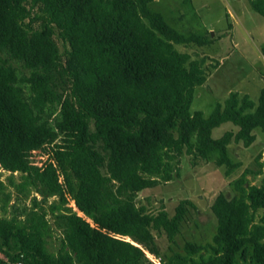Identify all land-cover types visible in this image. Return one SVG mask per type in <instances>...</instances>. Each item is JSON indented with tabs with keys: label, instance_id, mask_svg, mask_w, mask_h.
I'll list each match as a JSON object with an SVG mask.
<instances>
[{
	"label": "trees",
	"instance_id": "16d2710c",
	"mask_svg": "<svg viewBox=\"0 0 264 264\" xmlns=\"http://www.w3.org/2000/svg\"><path fill=\"white\" fill-rule=\"evenodd\" d=\"M151 2L0 0V167L20 174L9 184L20 201L33 194L39 207L23 220L0 217V264H71L48 247V215L82 264H149L146 252L159 255L152 232L173 243L194 205L181 201L173 216L147 214L135 206L136 193L172 180L183 153L195 160L216 154V165L231 174L239 166L228 155L232 133L212 137L222 124L238 127L234 139L244 146L253 129L264 131V90L257 104L231 93L207 118L190 113L205 69L175 45L203 42L170 27ZM250 6L264 18V0ZM50 122L77 132V144L56 153L70 158L68 168L38 170L26 151L50 136ZM234 189L237 195L219 194L211 205L212 242H186L160 264H264V184L243 176Z\"/></svg>",
	"mask_w": 264,
	"mask_h": 264
},
{
	"label": "rangeland",
	"instance_id": "374dc122",
	"mask_svg": "<svg viewBox=\"0 0 264 264\" xmlns=\"http://www.w3.org/2000/svg\"><path fill=\"white\" fill-rule=\"evenodd\" d=\"M150 7L180 34L196 36L203 42L175 45L179 52L188 55L189 61H196L205 69L206 80L194 89L190 113L200 111L207 118L215 104L223 103L231 93H236L239 98L247 96L257 104L264 90V56L261 53L264 18L252 10L250 0H152ZM38 23L32 25L36 27ZM54 40L63 52V43L56 36ZM226 132L232 133L227 148L229 158L239 164L231 174L226 175L225 168L216 165V154H210L205 160H195L183 153L178 158V170L172 180L159 182L134 196L135 206L142 207L144 212L152 215L165 210L169 216H173L178 204L184 200L194 205V208L188 207L173 243L168 242L163 234L152 232L159 255L146 252L149 264H160L173 252L182 251L186 242L196 245L211 243L217 224L211 205L219 194L227 198L237 195L235 181L244 176L251 185L264 184V131L253 129L255 139L249 146L234 139L238 127L231 123L215 128L212 137L220 138ZM64 134L66 138L60 139L68 143L63 144L62 148L72 153L77 143L73 146L71 135ZM19 176L18 172L0 167L1 218L23 220L30 209H39L31 201L33 194L20 201L22 196L9 184V178L18 180ZM36 200L42 202L40 196H36ZM51 200L48 199L49 202ZM69 202L71 208L76 209L74 203ZM47 219L52 229L51 238L48 239L49 249L59 251L71 260V264H82L74 242L54 224L51 215ZM122 238L131 241L130 238ZM0 258L5 260L2 254Z\"/></svg>",
	"mask_w": 264,
	"mask_h": 264
},
{
	"label": "built area",
	"instance_id": "2783aa9c",
	"mask_svg": "<svg viewBox=\"0 0 264 264\" xmlns=\"http://www.w3.org/2000/svg\"><path fill=\"white\" fill-rule=\"evenodd\" d=\"M49 126L52 128V133L48 138H46L43 142L40 143L39 148L26 151L29 165L39 170L45 167L46 165L51 164L56 170H58V163L61 162L64 164L65 167L68 168L70 166V158L59 159L57 158L56 153L70 152L69 150L62 148L63 144L68 143L67 140L60 139L66 138L63 136L65 135L64 133L71 135V139H73V146H75L77 141V133L75 131L63 130L59 124H56L54 122H50ZM56 128L59 131L58 133H55ZM59 179L61 181L60 176ZM16 264L21 263L18 262Z\"/></svg>",
	"mask_w": 264,
	"mask_h": 264
},
{
	"label": "water",
	"instance_id": "95a60500",
	"mask_svg": "<svg viewBox=\"0 0 264 264\" xmlns=\"http://www.w3.org/2000/svg\"><path fill=\"white\" fill-rule=\"evenodd\" d=\"M75 211H77L76 209H74Z\"/></svg>",
	"mask_w": 264,
	"mask_h": 264
}]
</instances>
